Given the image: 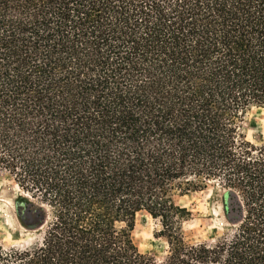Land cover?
Wrapping results in <instances>:
<instances>
[{"label": "trees", "instance_id": "1", "mask_svg": "<svg viewBox=\"0 0 264 264\" xmlns=\"http://www.w3.org/2000/svg\"><path fill=\"white\" fill-rule=\"evenodd\" d=\"M0 175L40 229L0 264H264V0H0ZM209 186L231 229L189 242Z\"/></svg>", "mask_w": 264, "mask_h": 264}, {"label": "rangeland", "instance_id": "2", "mask_svg": "<svg viewBox=\"0 0 264 264\" xmlns=\"http://www.w3.org/2000/svg\"><path fill=\"white\" fill-rule=\"evenodd\" d=\"M244 127L248 138L257 140L262 129V111L259 108L253 107L247 112ZM26 197L9 177L0 175V243L7 248L28 246L40 236V229L27 228L19 217L22 216L26 222L36 220L35 210ZM222 200L223 191L212 186L178 198V202L192 212L191 219L183 225L186 240L212 243L216 237L230 231L231 224L224 215ZM158 228V222L148 213H137L133 231L135 243L141 251L154 253L160 258L165 254L167 243L164 238L154 236Z\"/></svg>", "mask_w": 264, "mask_h": 264}]
</instances>
